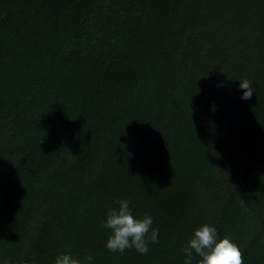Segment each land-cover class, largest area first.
<instances>
[{"label": "trees", "instance_id": "obj_1", "mask_svg": "<svg viewBox=\"0 0 264 264\" xmlns=\"http://www.w3.org/2000/svg\"><path fill=\"white\" fill-rule=\"evenodd\" d=\"M0 175V260L183 264L211 223L264 264V0H0ZM120 198L147 254L104 246Z\"/></svg>", "mask_w": 264, "mask_h": 264}, {"label": "clouds", "instance_id": "obj_2", "mask_svg": "<svg viewBox=\"0 0 264 264\" xmlns=\"http://www.w3.org/2000/svg\"><path fill=\"white\" fill-rule=\"evenodd\" d=\"M237 81L238 87L243 90L241 99H250L255 92L252 82L246 78ZM102 223L105 229L110 230L104 246L112 253L123 254L134 248L144 255L150 251V244L159 243L160 230L153 226V216L149 213L137 215L128 198L115 200ZM180 251L183 264H244L237 242L230 235L222 236L216 225L211 223H202L194 228ZM0 264L12 262L10 258H5L0 260ZM53 264H95V254L60 251L55 255Z\"/></svg>", "mask_w": 264, "mask_h": 264}, {"label": "rangeland", "instance_id": "obj_3", "mask_svg": "<svg viewBox=\"0 0 264 264\" xmlns=\"http://www.w3.org/2000/svg\"><path fill=\"white\" fill-rule=\"evenodd\" d=\"M1 176V175H0Z\"/></svg>", "mask_w": 264, "mask_h": 264}]
</instances>
